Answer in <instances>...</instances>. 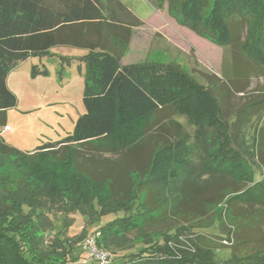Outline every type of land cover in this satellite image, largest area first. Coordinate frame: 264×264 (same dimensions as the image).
I'll return each mask as SVG.
<instances>
[{"label": "trees", "instance_id": "1", "mask_svg": "<svg viewBox=\"0 0 264 264\" xmlns=\"http://www.w3.org/2000/svg\"><path fill=\"white\" fill-rule=\"evenodd\" d=\"M165 1L179 25L228 53L222 78L208 80L219 84L220 95L174 62L121 64L130 29L141 21L119 0H0V126L16 104L6 85L14 66L54 46L87 51L78 57L84 112L71 134L27 152L0 136V164L14 158L24 169L0 179V264L82 262L85 249L69 247L62 226L45 240L51 208L65 218L84 207L77 180L56 178L54 190L51 177L29 180L25 167L48 161H67L105 187L103 207L111 208L100 209L97 220L129 211L93 236L105 252L137 244L107 264H264V0ZM32 72L43 71L34 66ZM254 78L261 80L252 89L257 96L248 97ZM233 95L247 101L230 109ZM176 116L185 117L191 133ZM87 149L116 154L118 172L80 168ZM212 226L223 236L196 233ZM207 235L228 241L230 256L215 257Z\"/></svg>", "mask_w": 264, "mask_h": 264}, {"label": "rangeland", "instance_id": "2", "mask_svg": "<svg viewBox=\"0 0 264 264\" xmlns=\"http://www.w3.org/2000/svg\"><path fill=\"white\" fill-rule=\"evenodd\" d=\"M119 1L141 21V24L130 29V40L127 49L120 58L121 64L174 62L199 83L213 90L217 96L221 94L219 84L218 86L213 85L208 80L214 81L211 74L222 78L223 60L225 62L229 59L228 53L225 54V48L223 49L220 45L179 25L168 14L165 0ZM86 52V49L78 47L54 46L50 48L47 55H30L8 72L6 85L15 95L16 104L5 111L7 129L2 131L4 126H0V136L4 142L27 152L39 145L60 140L72 133L77 117L84 112L82 103L84 65L78 60V57ZM224 65L228 64L225 62ZM34 66L43 72L33 73ZM260 81L255 78L251 80L248 86L250 91L247 94L248 97L257 96L252 89L260 86ZM245 101H247L245 96L233 95L229 101L230 109L232 107L239 108ZM260 114L263 125L264 112ZM176 119L183 123L185 129L192 132L193 127L186 122L184 116H176ZM253 120L257 121V117H254ZM82 152L81 161L78 162L80 168L101 166L105 172H111V175L118 172L114 167V162L118 157L116 154L91 153L88 149L87 151L82 150ZM145 157L146 154L144 158L142 157L143 160ZM89 158L95 161L91 162L92 160ZM104 159L110 160L113 166L109 164L105 166ZM97 162L101 165H96ZM71 168L67 161H61V163L48 161L41 165L30 164L25 167V170L30 172L29 180L34 179L39 183H44L47 177H51L52 190L56 189V178L66 180L70 184L77 180L75 186L81 194L84 207L65 214V218L60 216L56 207L51 208L47 212L48 217H45L44 220L45 223L48 222L47 227L52 231L45 237V240H52L55 231L62 226L65 230L61 236H64L67 245L74 249L75 247L85 249L79 260L83 264H92L89 262L93 257H90L88 253L87 241L93 239L100 225L113 218L122 217L129 211L125 209L110 213L97 220L100 209L111 208L109 205L103 207L104 202L108 200V191L103 185L89 183L85 177L78 175ZM22 171H24L23 166H18L14 158L5 159L0 164V179L6 175L17 178ZM209 228L197 229L196 233L210 234L212 232L223 236L215 226ZM208 237L212 240L215 257L225 259L230 256L231 250L228 241L211 235ZM134 245L130 249L125 247L106 252L110 253H108V257H111L113 262L117 256L133 251L137 244ZM85 257L87 259L84 260ZM82 262L76 264H82ZM68 264L75 263L69 260Z\"/></svg>", "mask_w": 264, "mask_h": 264}, {"label": "built area", "instance_id": "3", "mask_svg": "<svg viewBox=\"0 0 264 264\" xmlns=\"http://www.w3.org/2000/svg\"><path fill=\"white\" fill-rule=\"evenodd\" d=\"M6 129H7V125L3 127L2 131ZM87 243H88V253L90 257H93V260H95V262L98 261L99 264H107L108 253L98 249L95 246V242L92 238L89 239Z\"/></svg>", "mask_w": 264, "mask_h": 264}]
</instances>
